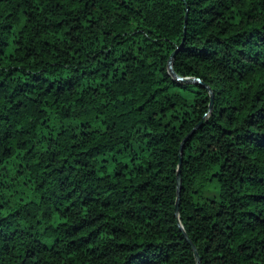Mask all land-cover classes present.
<instances>
[{
	"label": "trees",
	"instance_id": "obj_1",
	"mask_svg": "<svg viewBox=\"0 0 264 264\" xmlns=\"http://www.w3.org/2000/svg\"><path fill=\"white\" fill-rule=\"evenodd\" d=\"M189 241L264 264V0H0V264Z\"/></svg>",
	"mask_w": 264,
	"mask_h": 264
},
{
	"label": "water",
	"instance_id": "obj_2",
	"mask_svg": "<svg viewBox=\"0 0 264 264\" xmlns=\"http://www.w3.org/2000/svg\"><path fill=\"white\" fill-rule=\"evenodd\" d=\"M186 16H187V13H186ZM185 25H186V20H185V24H184V31H185ZM183 45V42L180 44V46L173 52L171 53L170 57H169V60H168V69H169V72L172 76H174L177 80L179 81H185V82H188V83H194V82H199L198 79H195V78H183V77H180L178 76L174 71H173V68H172V60L174 58V55L176 54V52L182 47ZM204 87H206L208 89V91L210 92V96H211V100H210V107L212 105V92L210 90V88L206 85H204ZM194 130L191 131L188 135H186V137L183 139L181 145H180V161H179V167L181 165V153H182V150H183V146H184V143L189 139V137L193 134ZM179 195H180V176H179V170H178V174H177V200H176V212H178V205H179ZM180 225V223H179ZM180 228L182 229L181 225H180ZM190 245L192 246V249L194 250V254H195V257H196V260H197V264L199 262V257L197 255V252L195 250V247L192 245V243L189 241Z\"/></svg>",
	"mask_w": 264,
	"mask_h": 264
}]
</instances>
